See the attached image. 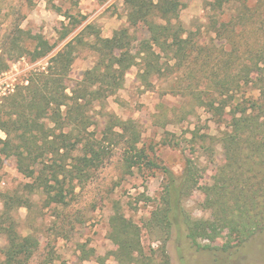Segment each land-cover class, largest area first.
I'll return each instance as SVG.
<instances>
[{"label":"trees","instance_id":"1","mask_svg":"<svg viewBox=\"0 0 264 264\" xmlns=\"http://www.w3.org/2000/svg\"><path fill=\"white\" fill-rule=\"evenodd\" d=\"M229 1L214 0L208 8L213 13L222 12ZM124 3L127 25L110 38L100 37L92 25L84 27L82 32L88 31L94 38L91 46L97 61L69 92L66 83L77 37L52 55L46 67L30 72L15 83L11 93L0 96V132L5 136L0 138V164L1 156L12 158L17 171L30 180L24 190L45 196L48 207L68 204L75 181L80 182L96 164L95 159L98 163L100 154H106L105 146L124 145L125 162L129 167L139 164L147 156L137 148L140 133L134 123L105 113L102 137L94 139L89 132L90 107L96 104L103 108L105 100L122 87L131 67L139 66L137 80L148 88L150 79L163 76L164 67L173 64L181 77H188L189 83L182 89L184 96L198 100L214 122L224 126L218 137L211 138V143L220 147L219 158L212 159L213 149L209 175L189 158L179 176L164 171L167 182L144 222L146 229L159 236L160 245L155 250L146 251L139 227L114 213L108 231L116 246L113 257L117 264H154L157 260L167 264L165 244L174 227H183L187 239L197 246L199 241H221L223 250L240 245L264 231V21L258 23L255 47L246 42L240 51L232 19L210 16V32L222 38L225 53L223 61L217 63L210 47L196 46L187 35L179 19L180 0ZM243 4L250 11L249 0ZM249 27L242 23L241 31ZM70 32L66 28L61 39ZM1 51L11 61L24 57L37 61L49 56L53 46L41 34L16 24L2 36ZM241 86L253 87L258 97L234 105L230 93ZM75 151L77 156L72 157ZM147 164L156 168L153 162ZM196 192L202 197L199 208L208 218H194L184 208L185 200ZM0 199V234L5 236L0 264H28L37 242L18 232L10 213L14 207H27L30 201L19 194L0 193Z\"/></svg>","mask_w":264,"mask_h":264},{"label":"rangeland","instance_id":"2","mask_svg":"<svg viewBox=\"0 0 264 264\" xmlns=\"http://www.w3.org/2000/svg\"><path fill=\"white\" fill-rule=\"evenodd\" d=\"M212 1L180 0L179 19L193 43L210 47L216 55L215 62L223 61L222 38L210 32V16L214 15L224 21L232 19L240 51L246 42L255 47L259 41L258 23L264 21V0H249L250 11L245 9V0H230L222 12L216 13L208 8ZM126 15L124 0H31V4L27 0H0V96L11 93L15 83L30 72L46 67L52 55L77 37L66 83L69 92L97 61V53L91 46L94 38L88 31L82 32L84 27L92 25L100 37L110 38L127 25ZM242 23L252 25L244 32ZM16 24L33 34H41L53 46L52 53L37 61L27 57L9 60L1 51L2 36ZM66 28L71 32L61 39ZM135 47L134 43L133 53ZM164 68L163 76L150 79L151 85L146 88L137 80L139 66L131 67L122 87L105 100L104 107L94 104L88 113L92 123L89 132L94 139L102 137L107 124L105 113L132 121L140 133L137 148L143 150L146 159L129 167L124 160V145L105 146L106 154H100L98 163L95 159L96 164L80 182L75 181L74 194L66 206L48 207L45 196L27 193L24 185L30 180L17 171L12 158L1 156L0 193L19 194L30 201L27 207H14L10 213L18 232L37 242L28 264H117L113 257L116 246L108 238L109 220L116 212L139 227L140 242L146 251L155 250L160 245L159 236L146 229L144 222L167 182L164 171L179 176L185 159L189 158L208 175L212 173L211 160L219 158L220 147L211 143V138L218 137L224 126L215 123L198 100L184 96L182 89L189 83L186 75L181 77L182 73L173 64ZM230 94L234 105L258 97L257 90L251 86H241ZM4 137L0 132V138ZM213 149L214 156L209 159ZM71 154L75 157L77 151ZM148 161L155 163L156 168H151ZM201 201V195L196 192L183 205L192 217L208 218V213L199 208ZM199 242L200 246L192 244L183 227L172 228L165 244L167 264H264V231L225 250L221 249V241ZM206 244L210 247L203 248ZM4 245L5 236L0 234V263ZM154 264L162 263L157 260Z\"/></svg>","mask_w":264,"mask_h":264}]
</instances>
